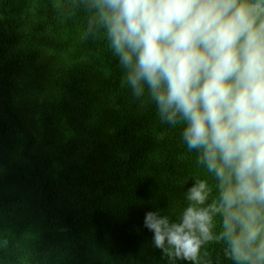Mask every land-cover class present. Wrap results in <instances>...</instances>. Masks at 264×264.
<instances>
[{"label": "trees", "instance_id": "1", "mask_svg": "<svg viewBox=\"0 0 264 264\" xmlns=\"http://www.w3.org/2000/svg\"><path fill=\"white\" fill-rule=\"evenodd\" d=\"M54 4L0 0V264H172L145 213L177 218L197 154L133 97L104 36H84L86 14Z\"/></svg>", "mask_w": 264, "mask_h": 264}, {"label": "clouds", "instance_id": "2", "mask_svg": "<svg viewBox=\"0 0 264 264\" xmlns=\"http://www.w3.org/2000/svg\"><path fill=\"white\" fill-rule=\"evenodd\" d=\"M101 34L133 97L179 126L197 154L175 220L145 213L172 264L219 244L232 264H264V0H55ZM203 264H210L204 260Z\"/></svg>", "mask_w": 264, "mask_h": 264}]
</instances>
